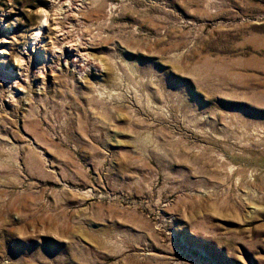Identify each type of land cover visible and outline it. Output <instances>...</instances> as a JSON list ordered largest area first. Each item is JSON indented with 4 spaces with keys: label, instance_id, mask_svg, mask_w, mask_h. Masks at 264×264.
<instances>
[{
    "label": "rangeland",
    "instance_id": "rangeland-1",
    "mask_svg": "<svg viewBox=\"0 0 264 264\" xmlns=\"http://www.w3.org/2000/svg\"><path fill=\"white\" fill-rule=\"evenodd\" d=\"M1 40L0 264H264V0H0Z\"/></svg>",
    "mask_w": 264,
    "mask_h": 264
},
{
    "label": "bare ground",
    "instance_id": "bare-ground-1",
    "mask_svg": "<svg viewBox=\"0 0 264 264\" xmlns=\"http://www.w3.org/2000/svg\"><path fill=\"white\" fill-rule=\"evenodd\" d=\"M44 25H46V24L41 25L40 27H38V28L34 31L35 34H36L35 38L37 37V34L39 33V31L42 29L41 27L44 26ZM53 26H54V25H53ZM40 28H41V29H40ZM34 32H33V33H34ZM35 34H34V35H35ZM39 35H40V34H39ZM31 36H32V35H31ZM2 38H3V37H2ZM2 40H4V38H3ZM2 40H1L0 42H4V41H2ZM0 45H2V43H0ZM63 48H64V47H62V50H63ZM3 49H4V48H2V47L0 46V53H1V54H4V50H3ZM0 57H2V56H0ZM4 59H5V58H4Z\"/></svg>",
    "mask_w": 264,
    "mask_h": 264
}]
</instances>
